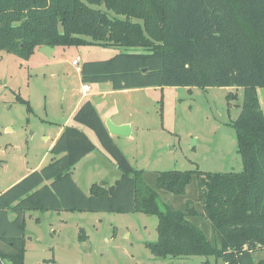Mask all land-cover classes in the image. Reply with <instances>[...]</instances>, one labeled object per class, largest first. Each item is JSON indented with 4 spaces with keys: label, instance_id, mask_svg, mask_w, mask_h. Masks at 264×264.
I'll return each mask as SVG.
<instances>
[{
    "label": "trees",
    "instance_id": "trees-1",
    "mask_svg": "<svg viewBox=\"0 0 264 264\" xmlns=\"http://www.w3.org/2000/svg\"><path fill=\"white\" fill-rule=\"evenodd\" d=\"M87 44L122 50L83 62V84L243 87L233 127L244 170H161L149 186L87 99L73 115L76 124L56 139L50 162L0 193V264H25L31 210L156 215L158 240L146 242L156 257L264 264V113L257 92L264 86V0H0V50L29 59L44 45ZM82 126L95 131L121 171L115 184L93 183L89 193L73 177L96 148ZM193 181L196 201L181 209L161 206L159 190L184 195ZM203 219L211 223V237L199 225Z\"/></svg>",
    "mask_w": 264,
    "mask_h": 264
},
{
    "label": "rangeland",
    "instance_id": "rangeland-1",
    "mask_svg": "<svg viewBox=\"0 0 264 264\" xmlns=\"http://www.w3.org/2000/svg\"><path fill=\"white\" fill-rule=\"evenodd\" d=\"M121 50L102 44L59 45L52 57L36 48L29 59L0 50V193L27 170L37 169L43 158L44 164L52 159V140L76 93L81 94L78 66ZM257 92L264 113V86ZM243 99L244 88L236 86H150L113 91L95 102L105 122L127 120L128 135H116V142L132 165L144 171L146 184L154 186L161 170L243 171L233 127ZM82 127L96 148L73 168V177L89 193L93 183L115 184L121 171L95 131ZM158 193L162 207L175 209L198 197L195 181L184 195ZM157 225L156 215L144 213L31 210L26 213L25 264H206L207 259L223 264L213 256H154L146 242L158 240ZM199 225L212 236L209 220ZM81 228L84 240L78 238Z\"/></svg>",
    "mask_w": 264,
    "mask_h": 264
},
{
    "label": "crops",
    "instance_id": "crops-1",
    "mask_svg": "<svg viewBox=\"0 0 264 264\" xmlns=\"http://www.w3.org/2000/svg\"><path fill=\"white\" fill-rule=\"evenodd\" d=\"M40 47H37V49H39ZM56 48H57V46L56 47H53V51H52V54H51V56H47V57H52L53 56V54L55 53V51H56ZM40 54H42V55H44L43 53H41V51H38ZM44 56H46V55H44ZM76 65H79V64H76ZM81 67H82V65H80V66H78V72H79V75H80V79H81ZM83 83V82H82ZM90 85V90H89V92H87L86 94H84L83 93V90H82V87H81V90H79L80 92H81V94L80 93H76V95H75V101H74V103H73V106L71 107V109L69 110V113L67 114V116H66V120H65V122L59 127V130H58V132H57V136H56V138H54L53 140H52V143H51V145L53 146L54 145V143H55V141H56V139L59 137V135L61 134V132L63 131V129H64V127L65 126H67V125H71V124H76V123H74L73 122V115H74V113L76 112V110L79 108V106L87 99V97H88V99H91L93 102H94V104H95V106H96V108H97V110H98V112H99V114H100V116H101V118L103 119V121L105 122V118L102 116V114H101V112H100V110H99V107L97 106V104H96V102H95V99H97V98H99V97H101L102 95H107L108 93H112L113 91H115V92H119V93H127V92H130L131 91V89H125V90H114L113 88H112V85H111V83H109V82H104V83H97V84H89ZM118 114V113H117ZM116 122V124H127L128 122H126L127 120H125L124 118L122 119V120H119V121H117V120H115ZM83 128V127H82ZM113 137H114V139H115V136L116 135H112ZM116 140V139H115ZM89 155V154H88ZM88 155H86V156H88ZM85 156V157H86ZM84 157V158H85ZM83 158V159H84ZM45 161V159L43 158L42 160H41V162H40V164H38V168H40L41 166H43L44 165V162ZM37 168V169H38ZM35 169V168H34ZM34 169H30V170H27V172L25 173V174H23L19 179H18V181L21 179V178H23L25 175H27L28 173H30L31 171H33ZM83 189V188H82ZM211 262V261H210Z\"/></svg>",
    "mask_w": 264,
    "mask_h": 264
},
{
    "label": "water",
    "instance_id": "water-1",
    "mask_svg": "<svg viewBox=\"0 0 264 264\" xmlns=\"http://www.w3.org/2000/svg\"><path fill=\"white\" fill-rule=\"evenodd\" d=\"M39 50L44 55L51 56L53 47L49 45H44L41 46ZM105 124L108 128V131L112 135H119V136L128 135L129 124H116L115 122H111V121H106ZM100 185H102V183H100Z\"/></svg>",
    "mask_w": 264,
    "mask_h": 264
},
{
    "label": "built area",
    "instance_id": "built-area-1",
    "mask_svg": "<svg viewBox=\"0 0 264 264\" xmlns=\"http://www.w3.org/2000/svg\"><path fill=\"white\" fill-rule=\"evenodd\" d=\"M73 62H74V64H79V61H77V60H74ZM82 90H83V93L86 94L90 90V85L89 84H83Z\"/></svg>",
    "mask_w": 264,
    "mask_h": 264
}]
</instances>
